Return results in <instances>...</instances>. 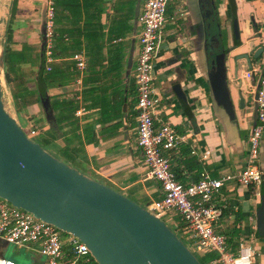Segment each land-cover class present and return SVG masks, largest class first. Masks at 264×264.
I'll list each match as a JSON object with an SVG mask.
<instances>
[{
    "label": "crops",
    "instance_id": "0c3cea01",
    "mask_svg": "<svg viewBox=\"0 0 264 264\" xmlns=\"http://www.w3.org/2000/svg\"><path fill=\"white\" fill-rule=\"evenodd\" d=\"M140 1L58 0L53 16L54 61L50 65V71L58 70V82L46 90L49 103L58 101V110H55L58 137L46 145L48 153L61 156L60 161L124 196L130 195L132 201L146 207L160 194L157 182L144 179L145 169L135 145L133 67L138 52L136 18ZM232 1V10L228 0H168L165 8L168 17H165L164 40L153 67V88L159 98L153 126L167 124L178 134L189 136L185 144L163 153L175 180L183 186L195 182L202 170L212 178H219L236 174L244 166L248 133L253 125L251 98L256 77L249 82L240 77L245 71L264 64L261 30L264 0ZM10 2L0 0V31L7 23ZM43 7L44 0H17L16 3L9 48L19 53L26 47L28 52L22 56L20 71L8 64L5 67L3 61V71L10 80L6 91L15 114L11 94L16 84L23 82L28 91L34 90L32 77L37 67L34 69L28 61L34 60L33 47L41 42L42 25L38 33L37 23L42 20L43 12L39 14ZM212 11L217 14L227 49L226 85L236 116L231 126L214 111L206 77L210 58L204 48L205 24ZM234 28L238 33L236 43ZM261 46L262 52L253 58ZM75 54L83 57L81 70L75 69L72 60ZM242 55H247L250 67L241 59ZM50 71L43 69L44 73ZM239 94L242 107H239ZM32 108L31 116H39L40 107ZM77 110L79 115L75 113ZM24 117L29 119L28 115ZM47 127V124L42 127L46 133ZM191 148L197 155L202 151H208L209 155L200 162L197 155L190 154ZM257 166L264 184V137ZM260 197V186L251 189L228 181L223 183L215 199L216 206L222 208L217 230L227 237L231 252H238L240 242L244 249L252 250L253 264H264V238L258 236L255 228V210ZM172 220L166 225L173 226L181 237L178 218ZM4 246L0 245L1 257ZM32 264L40 261L33 257Z\"/></svg>",
    "mask_w": 264,
    "mask_h": 264
},
{
    "label": "built area",
    "instance_id": "2783aa9c",
    "mask_svg": "<svg viewBox=\"0 0 264 264\" xmlns=\"http://www.w3.org/2000/svg\"><path fill=\"white\" fill-rule=\"evenodd\" d=\"M168 0H141L136 18L138 52L133 67L135 84V145L141 155L145 169V180L159 185L160 197L148 203L146 209L164 223H172L176 216L183 225L180 235L189 240L190 250L197 256L215 253L216 257L207 264H253L254 253L238 244V252L230 251L227 237L217 230V221L222 208L215 199L224 182L257 189L262 173L257 166L258 151L264 137V64L245 71L240 79L246 82L256 77L251 103L255 107L254 124L249 129L244 166L236 174L212 178L206 170L198 179L186 186L178 183L170 170L164 152L185 144L189 136L178 134L172 127L162 124L153 126V116L159 98L153 88V67L157 52L164 40L165 6ZM54 0H45L42 15L41 52L43 69L48 72L54 61L52 57ZM76 70L84 67L81 54L72 57ZM79 115L80 110L75 112ZM36 134L29 129L27 138ZM190 154L197 155L191 148ZM208 151L197 155L200 162L208 157ZM63 235L53 226L34 219L27 212L14 208L0 199V245H11L29 251L40 264H96L84 244L75 238ZM65 235V234H64ZM0 264H14L0 256Z\"/></svg>",
    "mask_w": 264,
    "mask_h": 264
},
{
    "label": "water",
    "instance_id": "95a60500",
    "mask_svg": "<svg viewBox=\"0 0 264 264\" xmlns=\"http://www.w3.org/2000/svg\"><path fill=\"white\" fill-rule=\"evenodd\" d=\"M5 27L0 31V199L84 244L96 264H201L189 246L146 207L85 176L27 138L15 112L7 111L2 99ZM233 38L236 43L235 28ZM262 50L259 47L252 57ZM224 58L218 53L209 59L206 77L214 111L231 126L236 116ZM241 59L250 67L247 55ZM238 98L242 107L240 94ZM41 106L51 120L47 98ZM255 228L264 238V197L255 210Z\"/></svg>",
    "mask_w": 264,
    "mask_h": 264
},
{
    "label": "trees",
    "instance_id": "16d2710c",
    "mask_svg": "<svg viewBox=\"0 0 264 264\" xmlns=\"http://www.w3.org/2000/svg\"><path fill=\"white\" fill-rule=\"evenodd\" d=\"M16 3L17 0H11L10 6H9V17L7 19L6 27H5V39H4V64L14 66L17 71H20V64H22V56L25 52H28L24 47L19 53H13L9 46L11 44L12 39V24L14 21V15L16 12ZM230 9H233V1L228 0ZM54 8L58 9V0H54ZM209 18L206 20V35H205V52L207 56L212 59L216 54L223 53L224 55L227 52V49L225 48L224 39L222 37V34L220 32L218 21H217V14L215 11L209 12ZM209 22V23H208ZM55 36V33H54ZM42 50V49H41ZM15 69V70H16ZM15 72V71H14ZM17 73V72H15ZM4 81L5 84L8 86L10 80L8 77V74L6 71H4ZM15 81H18V78H15ZM32 81L34 83V90L28 91L26 87H24L21 82H18L15 86L14 93L11 94L12 101L14 108L17 112L23 110L26 105L30 102L34 103H40L42 105L45 98L48 99L46 95V90L48 87L52 86V84L58 82V70H52L49 73L43 72V65H42V52H41V59L39 65H37L36 72L33 74ZM33 96L31 100H29V96ZM49 103V99H48ZM55 110H58L57 107L54 106ZM43 110V107H42ZM50 113H52L53 109L51 107V104L49 103L48 110ZM44 112V111H43ZM45 113V112H44ZM47 113V112H46ZM46 115V114H45ZM48 131L51 133L52 139H56L58 137V134L56 132L58 131V125L54 122V119L48 120L47 123ZM260 196L264 197V184L263 181L260 184ZM158 199V198H156ZM183 227L181 223L178 224V230H180ZM64 235V234H63ZM197 256V255H195ZM198 261L201 264H207L210 260L214 259L216 257L215 253H207L202 256H197Z\"/></svg>",
    "mask_w": 264,
    "mask_h": 264
},
{
    "label": "rangeland",
    "instance_id": "374dc122",
    "mask_svg": "<svg viewBox=\"0 0 264 264\" xmlns=\"http://www.w3.org/2000/svg\"><path fill=\"white\" fill-rule=\"evenodd\" d=\"M166 5H167V3H166ZM44 7H45V0H44ZM165 8H167V6H165ZM42 12H43V9H42V11L40 12L39 15H41ZM165 17H168V12H165ZM37 24H38L37 25L38 26V30L37 31H38V33H40L42 21L38 22ZM165 24H166V21H165ZM165 24L163 26L162 31L164 30ZM38 37H40V35ZM33 58H34V60L28 61V63H29V65L31 67H33L35 69L37 67V65H39L40 59H41V42H40V44H38V45L33 47ZM22 84H24V83L22 82ZM31 89H33V88H31ZM33 96L34 95H32V94H31V96L28 95L29 100H31L33 98ZM50 97L52 98V96H50ZM2 99H3L4 105H5V109L7 111H9L13 115L14 114V112H13L14 109L12 107H10L9 94H8V91H6V86L4 85V82L2 83ZM32 104H33V106L35 105V107L36 106L40 107L39 108L40 109V113H39V111L37 112V113L40 114L39 116H35V117L31 116L33 114V112H34V110L32 108L33 107ZM50 104H51V107L53 109V111L51 113V116L54 119V122L57 124L58 115H57V113L55 111L54 106L57 107L58 101L56 103L50 101ZM27 115L29 116V117H27L29 119L26 120V118L24 116H27ZM13 116H15L18 119V121L21 124V127H22V129L24 131V133L28 134L29 129H35L36 134L34 136H32V137H29V139H31L33 142H36L43 150L48 152L47 150L49 148L47 147V145H46L47 143L46 142L47 141L51 142L52 137H51V133L48 131V127H47V133H46L45 130L44 131L42 130L43 125L48 123V121H47L48 117L46 118V115H45V113L42 110L41 104L40 103H37V104L36 103H30L29 109L25 108L23 113L21 111H19L18 115L16 114V115H13ZM30 126H31V128H30ZM46 135H47V137H46ZM50 154L52 156H54L55 158H57V159H61V156L58 155V153H56V154L55 153H50ZM84 175L87 176L86 174H84ZM126 197L128 199L132 200L130 195L129 196L126 195ZM140 206L145 207V204H141ZM172 218H176V216H173ZM161 219L165 220L166 217H161ZM167 226H169V225H167ZM169 228L177 235V233L175 232L173 226H169ZM65 237H66V235H61L60 239H61L62 242H64ZM179 238L185 245L191 244V242L189 240L185 239V237L181 236ZM3 257L5 259L11 260L14 264H32V259H33V255L29 251H27L25 249H18L17 247L11 246V245H5L3 247ZM196 258L198 259L197 256H196ZM258 258H259V253L256 252L255 259H256L257 262H258Z\"/></svg>",
    "mask_w": 264,
    "mask_h": 264
}]
</instances>
